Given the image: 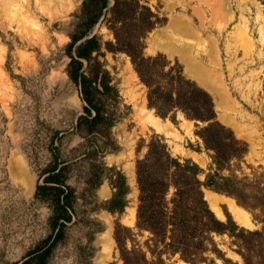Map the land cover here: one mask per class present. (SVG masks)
<instances>
[{
	"label": "rangeland",
	"instance_id": "rangeland-1",
	"mask_svg": "<svg viewBox=\"0 0 264 264\" xmlns=\"http://www.w3.org/2000/svg\"><path fill=\"white\" fill-rule=\"evenodd\" d=\"M83 2L0 0V264H21L26 260L28 264H96L95 259L102 249L99 239L109 226L114 240L113 256L105 264H124L114 237L118 223L131 229V234L123 231V236L130 237L127 249H133L134 244L136 249L146 253L148 261L138 264H162L151 257L145 244L149 233L138 231L136 219L134 224L125 221L128 208L137 207L138 196L136 173L133 183L129 171L132 168L135 171L137 159L146 152L145 143L152 136L163 138L173 156L190 159L201 167L203 181L207 174L215 172L211 167L213 152L206 149L203 140L195 134L196 123L181 111H174L167 117L158 115L148 106L147 88L130 58L125 53L107 49V45L115 41L108 26V15L102 16L76 45L93 36L98 40L100 49L92 53L90 61L83 59V70L92 77L98 71L107 74L106 80L113 90L103 92L99 83H93L91 99L113 125L109 132L105 128L102 131L95 126L89 128L91 124L84 121L78 126V119L85 116L84 108L89 106L83 100L80 86L68 74L71 59L66 50L72 36H79L87 27ZM141 3L160 21L144 38V56L162 55L170 65L178 64L186 78L211 95L217 121L231 130L247 149L242 159L232 162L231 170L242 181L246 177L243 182L247 185L258 182L262 187L264 0H141ZM216 9L223 15L214 17ZM228 11L232 18L226 24L224 17ZM171 16L182 17L193 28L195 39L185 41L192 48L193 56L210 68L218 83L225 87L230 98L227 105H216L215 94L186 72L185 63L177 55L152 49V34L164 28ZM244 30L246 38H242ZM212 46L218 52L217 58L208 53ZM130 64L137 75L133 85L127 82L128 74L122 72V67ZM138 94L140 98L136 103L132 96ZM148 110L168 122L172 133L166 135L148 125L145 121ZM222 114L232 118L238 128L235 130L225 123L220 118ZM199 125L202 127L206 123ZM142 139L145 142L137 153ZM60 163L67 166L63 178L75 189L76 201L71 222L63 227V236L54 240L57 231L53 229L55 192H39L38 188L44 185L46 172ZM111 168L114 172L121 171L130 187L128 205L122 214L106 210L105 203L112 195L103 197L100 194L103 186L113 193L107 179ZM98 174L104 177L100 184L91 183L90 179ZM229 174L228 169L219 171L221 176ZM205 190L225 195L213 190L211 185L204 186V194ZM236 204L248 212L253 223L252 228H244L261 229L259 212ZM220 209L222 216L216 215L220 220L231 217L238 224L226 205H220ZM215 241L226 258L234 263L242 262L230 247L227 235L215 236ZM48 247L49 254L39 257ZM208 257V262L199 264H225L214 254ZM132 258L137 261L135 253ZM163 258L164 264L184 261L178 255L169 258L164 255Z\"/></svg>",
	"mask_w": 264,
	"mask_h": 264
},
{
	"label": "trees",
	"instance_id": "trees-1",
	"mask_svg": "<svg viewBox=\"0 0 264 264\" xmlns=\"http://www.w3.org/2000/svg\"><path fill=\"white\" fill-rule=\"evenodd\" d=\"M111 1L113 5L106 11ZM82 11L87 27L79 36H72L66 50L71 59L68 74L80 86L83 100L89 106L84 108L85 116L78 119V126L84 121L91 124L89 128L95 126L100 131L105 128L109 132L113 125L105 118L102 108L93 105L91 99L93 83H99L103 92L113 90L106 80L107 74L98 71L92 77L83 70V59L90 61L92 53L100 49L98 40L93 36L76 45L102 16L108 15V26L115 41L110 42L107 49L125 53L130 58L139 79L147 88L148 106L162 117L181 111L187 119L196 123L198 129L195 134L203 140L206 149L213 152L211 167L215 172L207 174L203 181L200 179L203 173L201 167L190 159L173 156L163 138L152 136L145 143L146 152L137 159L135 169L138 188L136 228L139 232L149 233L145 244L151 257L164 264V255L168 258L178 255L188 263L199 264L208 262V254L211 253L225 264H264V185L261 187L258 182L247 185L243 182L246 177L242 181L231 170L232 162L242 159L247 149L231 130L217 121L211 95L186 78L178 64L170 65L162 55L144 56V38L160 23L157 15L141 0H84ZM95 89L101 91L96 86ZM199 123L206 125L200 127ZM143 142L144 139L138 144L137 153ZM55 157L58 158L56 152ZM66 169L67 166L60 163L48 170L43 179L44 185L38 188L39 192H55L53 229L57 231L54 240L63 236V227L71 222L72 212L75 211V189L63 178ZM224 169L230 170L228 176L219 175V171ZM114 171V168L109 169L110 176H107L113 193L106 201L105 209L112 214H122L128 205L130 187L126 176L121 171ZM93 172L97 174V171ZM103 178L98 174L90 180L99 185ZM211 180L213 190L234 198L239 205L251 211H258L261 229H246L231 217L220 220L204 194V186H209ZM123 231L131 234L130 228L118 223L114 237L124 264L147 262L146 253L136 249L134 244L133 249H127L126 242L130 237L123 236ZM224 235L230 238L229 245L241 257V263L226 258L219 248L215 236ZM49 252L50 247L38 256L44 258ZM133 253L137 261L132 258ZM21 264H28V260Z\"/></svg>",
	"mask_w": 264,
	"mask_h": 264
},
{
	"label": "bare ground",
	"instance_id": "bare-ground-1",
	"mask_svg": "<svg viewBox=\"0 0 264 264\" xmlns=\"http://www.w3.org/2000/svg\"><path fill=\"white\" fill-rule=\"evenodd\" d=\"M222 15L223 14L219 12V9L213 10L214 17H219ZM224 18L226 19L225 21L227 24L229 20L232 18L231 12L230 11L226 12V16ZM242 33L244 34L242 38L243 37L246 38L247 37L246 30L242 31ZM190 39H195V32L193 28L182 17L171 16L169 22L164 28L158 31L155 30V32L151 36L150 41H151V46L153 50L161 49L170 55H177L181 59V61L185 63L186 72L189 73V75L192 78L196 79L201 85H203L204 87L212 91L213 94H215L216 105L218 106L227 105L230 102V98L225 90V87L223 86V84L218 83V80H216V78L212 75V72L209 71L210 68L208 69L200 60H198L197 58L193 56L192 48L185 41V40H190ZM183 42L185 43L183 44ZM208 53L209 55L215 58H217L218 56V52L216 51L214 46L211 47ZM122 72L125 74H128L127 82L133 85L134 79L137 78V75L131 68V64L127 67H122ZM131 90L132 89H130V91ZM132 98L137 103L139 102L137 100L138 98H140V95L138 94L136 97L132 96ZM220 118L225 123H228L229 125L233 126L235 130L238 128V125L235 124L232 118H230L229 116H225L222 114ZM145 121L148 125L154 128L157 132L164 133L166 135H169L172 133L170 132V129H171L170 124L168 122L162 121L159 117L153 115L152 112L150 111L146 115ZM185 121L189 122L188 120H185ZM129 174H130L132 182L135 183V171L133 168L129 171ZM135 190L137 193L136 188ZM205 191H206L205 198L208 200V202L210 203L209 204L210 208L213 210V212H215L217 216L219 217L222 216L220 205H226L229 211L234 216L235 220L238 222V224L246 228L253 227V223L250 219L248 212L242 207L238 206L236 202L234 201V199L227 197L225 195L217 194L210 190H205ZM100 194L103 197H108L110 195L109 188L106 186H103L100 189ZM135 219H136V208L135 207L128 208V212L125 215V221L128 224H134ZM99 244L101 245L102 249L98 252L95 262L96 264H105L113 256L114 240L112 237L111 226H109V228L104 233L101 234V237L99 239ZM179 264H187V263H185L184 261H180Z\"/></svg>",
	"mask_w": 264,
	"mask_h": 264
},
{
	"label": "water",
	"instance_id": "water-1",
	"mask_svg": "<svg viewBox=\"0 0 264 264\" xmlns=\"http://www.w3.org/2000/svg\"><path fill=\"white\" fill-rule=\"evenodd\" d=\"M111 7H112V5H110L107 9H109V8H111ZM107 9H106V10H107ZM209 185H211V186L213 185V181H212V180L209 181ZM206 200H207V199H206ZM207 202H208V200H207ZM208 204H210V203L208 202Z\"/></svg>",
	"mask_w": 264,
	"mask_h": 264
},
{
	"label": "crops",
	"instance_id": "crops-1",
	"mask_svg": "<svg viewBox=\"0 0 264 264\" xmlns=\"http://www.w3.org/2000/svg\"><path fill=\"white\" fill-rule=\"evenodd\" d=\"M112 195V193H110V195L109 196H111Z\"/></svg>",
	"mask_w": 264,
	"mask_h": 264
}]
</instances>
